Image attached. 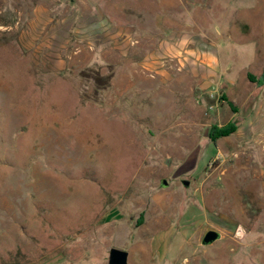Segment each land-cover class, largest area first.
Segmentation results:
<instances>
[{
    "label": "rangeland",
    "instance_id": "obj_1",
    "mask_svg": "<svg viewBox=\"0 0 264 264\" xmlns=\"http://www.w3.org/2000/svg\"><path fill=\"white\" fill-rule=\"evenodd\" d=\"M112 248L264 264V0H0V264Z\"/></svg>",
    "mask_w": 264,
    "mask_h": 264
},
{
    "label": "water",
    "instance_id": "obj_2",
    "mask_svg": "<svg viewBox=\"0 0 264 264\" xmlns=\"http://www.w3.org/2000/svg\"><path fill=\"white\" fill-rule=\"evenodd\" d=\"M167 182H164V185ZM235 236L242 239L245 236V230L240 225L235 233ZM222 239V234L217 231H209L203 237L201 244L203 246H211L214 243ZM108 264H129V253L117 248H112L109 250Z\"/></svg>",
    "mask_w": 264,
    "mask_h": 264
},
{
    "label": "built area",
    "instance_id": "obj_3",
    "mask_svg": "<svg viewBox=\"0 0 264 264\" xmlns=\"http://www.w3.org/2000/svg\"><path fill=\"white\" fill-rule=\"evenodd\" d=\"M207 96L211 102L206 108L207 112L218 111L225 102L224 95L220 93V87L217 84L211 86Z\"/></svg>",
    "mask_w": 264,
    "mask_h": 264
},
{
    "label": "trees",
    "instance_id": "obj_4",
    "mask_svg": "<svg viewBox=\"0 0 264 264\" xmlns=\"http://www.w3.org/2000/svg\"><path fill=\"white\" fill-rule=\"evenodd\" d=\"M225 98V97H224ZM237 126L235 123H231L227 126L224 127H218V126H214L211 130H210V139L215 142L217 139H219L220 137L223 136H227L232 134L235 130H236Z\"/></svg>",
    "mask_w": 264,
    "mask_h": 264
}]
</instances>
